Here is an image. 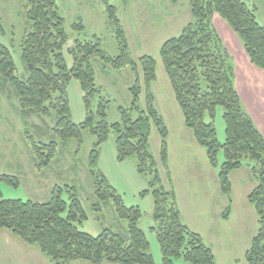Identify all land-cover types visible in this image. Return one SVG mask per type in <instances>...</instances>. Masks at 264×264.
<instances>
[{"label":"trees","instance_id":"16d2710c","mask_svg":"<svg viewBox=\"0 0 264 264\" xmlns=\"http://www.w3.org/2000/svg\"><path fill=\"white\" fill-rule=\"evenodd\" d=\"M175 2L176 0H172ZM31 31L22 40L21 58L25 72L17 74V67L10 49L0 41V90L9 100H17L21 114L51 117L56 120L50 129L49 142H37L28 135L40 162L48 166L55 158L59 142L77 139L82 143V131L90 129L97 138L91 153L90 173L93 177L98 202L93 211L102 213L104 205L112 201L119 219L128 223L127 231L104 229L93 236L79 229L88 215L75 187H55L48 203L3 199L0 191V230H7L26 245L37 246L53 264H72L85 261L91 264H155L146 233L140 227L143 216L139 207H127L118 191L97 169L100 147L116 136L119 161L135 158L139 174L150 178L154 198L153 219L162 251V264H175L182 257L191 264H217L215 255L203 237L187 226L181 216L174 190H167L162 183L157 162L150 151L149 139L155 126L161 138V161L168 167L169 129L155 107L152 84L157 80V61L151 55L135 61L116 8L108 6L110 21L116 28L120 55L113 59L101 49L96 40H76L68 50L73 58L69 66L63 53L68 41L65 19L57 0H25ZM193 22L182 33L166 41L160 56L170 80L176 102L185 119V126L192 132L200 146L206 149L213 167H218V154L224 151L225 160L220 166L219 183L223 194L231 202L230 176L246 163L250 167L255 189L248 196L249 203L258 216V232L246 253L248 264H264V137L245 112L236 87L235 70L230 54L213 24L220 16L239 37L251 64L264 71V26L258 22L256 7L242 0H188ZM75 30L84 29L82 23ZM1 35L4 31L0 28ZM101 59L115 69L129 68L135 80L129 88L131 103L120 107L121 122L109 124L107 108L111 102L103 96V89L96 83L95 60ZM72 79L80 82L85 93L87 119L78 125L72 121L67 96ZM145 94V106L142 95ZM99 98L97 113L91 109L94 98ZM223 108L226 140H218L214 124L216 110ZM211 121H206V115ZM99 119L95 122L96 119ZM19 186L17 177L0 176ZM68 195V201L64 199ZM231 205L223 213L228 220Z\"/></svg>","mask_w":264,"mask_h":264},{"label":"rangeland","instance_id":"374dc122","mask_svg":"<svg viewBox=\"0 0 264 264\" xmlns=\"http://www.w3.org/2000/svg\"><path fill=\"white\" fill-rule=\"evenodd\" d=\"M242 1L252 7L259 6L256 16L258 22L264 26V0ZM57 4L65 19V31L69 37L63 50L69 66L73 64V58L68 50L76 40L99 39L101 49L108 57L115 59L120 55L116 28L109 18V5L116 8L117 16L128 38L132 58L139 61L142 56L151 55L156 59L157 80L151 88L156 98L155 107L169 129L167 168L161 161V138L155 126L152 127L149 143L162 183L167 190H174L183 222L199 233L208 246L214 248L219 260L218 264H229V258L233 257L229 245L230 236L235 239V243L231 240L233 247L236 245L235 256L242 258L241 264H248L240 254V246L245 240L246 233L240 227V219L238 221L235 219L236 215H240L241 218L243 213L247 216L245 220L247 225L251 220L249 209L245 205L252 206L249 203L245 204L244 198V187L248 179L246 171L250 167L245 163L243 168L232 173L234 187L232 186L231 201L238 205L237 211L233 213L230 223L222 222L220 213L223 209L226 210L224 199H227V196L223 194V200L219 199L216 193V181L219 180L220 166L225 160L224 151L221 150L218 154V167H210L206 149L195 142L188 128L186 129L191 136L188 138L185 136V141L180 140L184 130V115L176 102L160 56L162 45L169 39L179 36L183 29L193 22L188 0L175 2L172 0H57ZM79 23H82L84 27L82 31L73 28ZM213 24L224 40L225 46L236 58L238 65L240 60L243 61L246 57L242 42L220 16H214ZM0 28L4 31L2 35L0 32V41L10 49L17 67V74L23 76L26 72L21 58L22 40L32 28V23L27 17L25 0H0ZM240 55L243 56L240 57ZM94 66L96 83L103 89V96L111 101L107 108L106 119L109 124L120 123V107L128 108L131 103L129 88L135 80L134 74L129 68L115 69L101 59H96ZM251 67L252 70L261 71L254 65ZM252 80L256 86H263L262 82L257 84L251 77L249 83ZM67 93L72 121L80 125L87 119V108L84 102L85 93L77 79L70 81ZM99 101L97 97L91 103L94 113H97ZM142 105L145 106L144 93ZM223 114V108L218 107L214 119L217 137L221 143L226 140ZM55 120L54 114L51 117L36 115L31 118L24 117L20 112L18 101L9 100L0 90V176L8 175L17 177L19 180L17 187L5 181L0 182L2 198L45 204L51 200L55 187H75L88 215V219L78 225L80 230L93 236L100 235L104 229L126 232L128 223L117 217L112 201L104 205L102 213L93 211V206L98 199L90 173V158L97 138L90 129L82 131L81 144L77 139H71L66 143L59 142L55 158L48 166L39 167L40 162L28 135L37 142H49V132ZM98 120L97 118L95 122ZM206 121H211L208 114ZM117 157L116 136L111 133L109 140L99 149L97 169L122 196L127 207L140 208L143 214L140 227L149 240L150 252L155 264H162L161 246L156 232L152 229L156 225L153 219L154 198L152 193H145L152 190L149 184L150 178L139 174L135 158L122 162ZM64 199L68 201L67 194H64ZM235 231L238 232L234 235ZM34 247L37 248V246ZM9 251L12 257L4 261V264H9L10 261L14 264L23 263L19 258L22 254L18 251ZM1 255L4 253L1 252ZM36 256L43 257L37 259L38 263L41 259L42 263L45 260L49 261L39 249ZM174 263L191 264L182 257L176 258ZM101 264L118 263L103 262Z\"/></svg>","mask_w":264,"mask_h":264},{"label":"crops","instance_id":"0c3cea01","mask_svg":"<svg viewBox=\"0 0 264 264\" xmlns=\"http://www.w3.org/2000/svg\"><path fill=\"white\" fill-rule=\"evenodd\" d=\"M258 7H257V9H259ZM258 11H260V10H258ZM222 41L224 44L223 39H222ZM240 42H241V40H240ZM242 45H243V43H242ZM224 46H225V44H224ZM225 48L227 49L228 53L230 54V58H231L230 62H231L232 66L235 70L236 87H237L238 93L241 97V102H242L243 108H244L245 112L251 117L254 124L257 126V128L259 129V131L261 132V134L264 137V71L261 70L263 72L262 73L259 70H255V69L252 70L251 66H253V65L251 64V61H250L249 56L247 55L246 51H245L246 57L243 58V61L240 60V62L238 63V65H239L238 66L237 62H236V58L234 57V55H232V53L228 49V47L225 46ZM241 56H243V55H240V57ZM254 76H255V78H254ZM250 77L255 79L257 84L262 82L263 86H256L253 80L251 81V83H249ZM183 124H184V127H183L184 130L181 133L182 138H180V140L185 141L186 138L190 137L191 135H190L189 131H187V129H186L187 127L185 126V119H184ZM185 136H186V138H185ZM192 136H193V139L195 140V142L198 143L197 140L195 139L194 135H192ZM160 156H161V150H160ZM208 160H209V158H208ZM209 166L212 167L210 161H209ZM246 173L248 174V176H247L248 179L246 181V186L244 187V198L246 200L245 204H248L249 203L248 196L255 189L256 182L253 179V175H252L251 170L249 168L246 171ZM216 183H217V191H216L217 196H219V199L223 200V193L220 189L219 180L216 181ZM231 183H232V186L234 187L232 174H231ZM169 190H173V189H169ZM227 200H228V204H227ZM231 202H230V199L228 197H227V199H224V206L226 208L228 207V205H231V214H230L229 219L225 220L223 218V213L225 210L223 209V212L220 213V219H222V222L230 223L233 213L235 211H237L238 205H236L234 203V201L232 202L233 203V205H232ZM245 206L249 209L248 213H250L249 216L251 217L249 225H247L245 223L247 216L243 215V213H241V218H240V215H236L235 221H238L240 219V227H241L242 231H244V233H246L245 240L241 243V246H240V254H241V257L244 258L245 262H247L246 261V253L251 246V242H252L253 238L256 236V234L258 232V216H257V213L255 211V208L252 205H251L252 207H249V205H245ZM243 210L245 211L244 208H243ZM255 213H256V215H255ZM237 232L238 231H235L234 235L237 234ZM241 235H243V234H241ZM229 240H230L229 245L231 247L230 250H231L232 255H233V257L229 258V260H230L229 264H241L242 258H237L235 256L236 255V250H235L236 245H234V247H233V243L231 241V240H234V243H235V239L232 238V236H230ZM36 249L37 248L34 246L26 245L22 240H20L17 236H15L10 231L0 230V253L3 252L5 255V256L4 255L0 256V264H4V261L8 260L9 257H12L9 254V252H10L9 250H11L12 252L18 251L20 254H22L19 257L23 262L22 264H53L50 260L46 261L45 259H44L45 260L44 263H42V259H41L40 263H38L37 259H40L43 257H37L36 256V252H38V249L37 250ZM212 250H213V253L215 255L217 264H218L219 260L216 257V252H215L214 248ZM9 264H14V263H12L10 261ZM72 264H88V263H84L83 261H77V262H74Z\"/></svg>","mask_w":264,"mask_h":264}]
</instances>
